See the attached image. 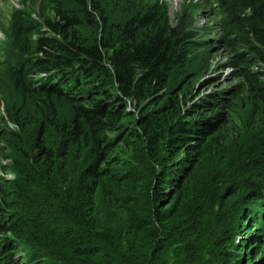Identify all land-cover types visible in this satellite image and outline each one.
Here are the masks:
<instances>
[{"label": "trees", "instance_id": "1", "mask_svg": "<svg viewBox=\"0 0 264 264\" xmlns=\"http://www.w3.org/2000/svg\"><path fill=\"white\" fill-rule=\"evenodd\" d=\"M134 1H113L119 21L90 0H78L77 13L59 5L43 23L47 33L34 38L28 18L12 15L24 64L10 71L22 107L11 120L18 127L32 118L35 126L28 150L19 149L13 196L34 208L47 204L51 229L42 233L38 219L26 216L7 230L31 240L48 262L221 264L224 229L232 227L220 218L228 212L225 194L236 195L240 180L251 194L264 188V0H221L228 38L237 33L262 64L260 73L242 71L246 90H238L247 96L250 126L261 131L228 151L222 114H184L197 74L192 36L157 3ZM88 84L92 97L79 90ZM55 100L72 103L67 116L54 110ZM127 102L139 109L136 128L123 125ZM252 171L258 179H243ZM22 207L15 205L19 215ZM230 213L233 219L236 209Z\"/></svg>", "mask_w": 264, "mask_h": 264}, {"label": "rangeland", "instance_id": "2", "mask_svg": "<svg viewBox=\"0 0 264 264\" xmlns=\"http://www.w3.org/2000/svg\"><path fill=\"white\" fill-rule=\"evenodd\" d=\"M90 1L107 17L114 21L120 20L117 18L114 0ZM134 2L135 5L157 3L158 7L166 10V17L171 25L184 26L185 32L193 38L195 47L192 55L197 74L191 82L192 88L186 99L187 109L184 114L188 115V119L191 116L190 109L201 110V115L205 118L222 114V117L228 121L225 131L229 136L224 144V150L244 146L251 134L260 132L261 127L252 128L249 124V105L245 100L247 96L244 94L242 98L238 94V90L243 93L246 90L245 87L243 88L241 74L243 70L260 73L262 64L257 56L251 54L246 44V47L240 45L237 33L228 38L225 28L231 20L221 0H135ZM77 4L78 0H0V264H61L43 260L40 254L27 245L31 240L26 241L7 230L10 229L11 224H18L16 221L20 217L26 216L31 221L38 219L42 233L51 229L49 223L51 215H48L50 213L45 208L47 204L34 208V204L29 203L30 201L16 202L13 196L12 182L17 178L18 167L23 162L19 149L28 150L25 144L32 143L35 126L29 123L32 118H27L18 127L11 120L16 110L20 111L22 107H20V93L13 87L10 71L17 70L20 68L18 65L24 64V57L21 58L18 54L13 41L10 29L11 17L14 13L25 15L33 24L31 34L34 38L47 33L43 23L55 17L56 7L60 5V8L77 13ZM82 33L90 34L86 23L83 25ZM243 57L247 58L246 62L240 61ZM39 78L41 74L29 78L27 83L34 88L36 87L34 81ZM93 86L88 84L79 90L84 92L87 90V97H92ZM70 88L74 89L75 86L70 85ZM77 88L78 86L75 89ZM79 93L83 92L76 94ZM54 102L56 104L54 110L58 109L61 116L65 117L70 113L72 103L63 100ZM74 105L78 106L79 103H73ZM124 109L126 118L123 125L127 128L131 126L136 128L134 119L139 114V109L128 102L124 104ZM258 117L261 119L260 116ZM258 117H254V120L256 121ZM119 137V133H111L109 135L111 144L115 145ZM117 147L115 153L121 145L117 143ZM255 174V171H252L243 179L255 181L258 179ZM235 188H237L234 191L237 192L236 195L225 194V198H228L227 214L220 212V218H223L226 224L229 225L232 221L230 233L228 226L224 229L228 231V236L224 243L226 256L222 258L221 264H264V188L258 189V193L251 194L241 180L236 183ZM257 194L260 199L256 198ZM18 204L24 205L22 209L26 212L22 211L19 215L20 208L18 206V209L15 208ZM231 207L233 211L236 209L233 219H231ZM30 211L33 214H27ZM233 228H236L235 234L231 236Z\"/></svg>", "mask_w": 264, "mask_h": 264}]
</instances>
